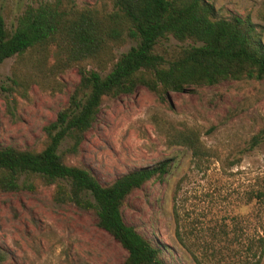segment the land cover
<instances>
[{
    "label": "rangeland",
    "instance_id": "obj_1",
    "mask_svg": "<svg viewBox=\"0 0 264 264\" xmlns=\"http://www.w3.org/2000/svg\"><path fill=\"white\" fill-rule=\"evenodd\" d=\"M46 0H0L8 29L26 4ZM98 0H76L79 5ZM221 16L249 12L258 0H212ZM264 42V34L262 36ZM127 42L115 49L127 51ZM172 49L181 43L169 39ZM14 58L0 64V87L8 83ZM79 79L75 68L59 85L31 84L27 97L6 107L0 89V147L32 149L44 141L43 127L55 118ZM190 128L210 151L196 163L190 150L173 144L174 131ZM264 129V79L222 81L193 92H171L164 102L144 87L107 98L84 134L77 154L59 153L106 184L162 160L169 170L133 191L122 207L125 223L163 249L166 264H264V141L248 149ZM0 191V264H121L126 252L95 217L72 203L52 199L54 185ZM263 251V252H262Z\"/></svg>",
    "mask_w": 264,
    "mask_h": 264
},
{
    "label": "trees",
    "instance_id": "obj_2",
    "mask_svg": "<svg viewBox=\"0 0 264 264\" xmlns=\"http://www.w3.org/2000/svg\"><path fill=\"white\" fill-rule=\"evenodd\" d=\"M250 13L221 16L212 0H46L26 4L10 29L0 14V64L14 58L5 92L6 107L27 97L31 84H60L57 77L75 68L79 79L66 104L43 127L38 148L0 147V191L54 185L56 203H72L91 213L96 224L125 250L121 264H166L163 249L144 232L125 223L122 207L130 194L169 170L162 160L130 170L101 184L85 167L66 163L58 152L77 154L107 98L144 87L164 102L171 92H193L222 81L264 79V0ZM180 45L167 49L162 42ZM133 44L120 55L114 50ZM173 144L186 147L196 163L209 149L190 128L174 131ZM264 141V129L248 149ZM264 246V239L261 240ZM263 252V251H262ZM259 261L250 264H258ZM248 264V263H247Z\"/></svg>",
    "mask_w": 264,
    "mask_h": 264
}]
</instances>
